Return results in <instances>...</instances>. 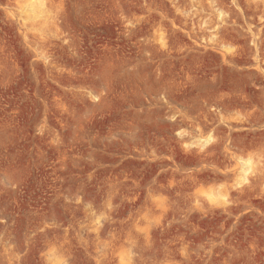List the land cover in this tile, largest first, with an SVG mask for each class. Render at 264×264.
<instances>
[{
	"label": "rangeland",
	"instance_id": "1",
	"mask_svg": "<svg viewBox=\"0 0 264 264\" xmlns=\"http://www.w3.org/2000/svg\"><path fill=\"white\" fill-rule=\"evenodd\" d=\"M259 1L0 0V264H264Z\"/></svg>",
	"mask_w": 264,
	"mask_h": 264
},
{
	"label": "bare ground",
	"instance_id": "2",
	"mask_svg": "<svg viewBox=\"0 0 264 264\" xmlns=\"http://www.w3.org/2000/svg\"><path fill=\"white\" fill-rule=\"evenodd\" d=\"M30 1H31V0H30ZM260 1H261V0H260ZM260 1H259V2H260ZM192 2H193V1H192ZM257 2H258V0H257ZM32 3H33V2H32ZM34 3H35V2H34ZM43 4H44V3H43ZM43 4H41V5H43ZM29 6L31 7V11H32V12L29 11V13L31 12L32 14H35V15H33V16H35L34 18H38V19L41 21V22L38 21V23H43V22L45 23L46 19L48 18V16L46 15V13H45V15L47 16V18H46V17H43V16H45V15H41V16H39L38 13H37V15H36V12H37V10H38V8H39V7H37V4H31V5H29ZM45 6H46V5H45ZM40 7H41V6H40ZM27 9H28V8H27ZM44 9H45V8H44ZM29 10H30V8H29ZM38 12H40V10H39ZM41 12L44 13V11H41ZM26 13H27V11H26ZM29 13H27V14H29ZM31 13H30V14H31ZM27 14H26V15H27ZM24 16H25V15H24ZM30 16H31V15H29V17H30ZM33 16H32V17H33ZM50 18H52V17H50ZM24 19L27 20V16H26V18H24ZM30 19H32V18H30ZM48 19H49V18H48ZM33 20H34V19H33ZM50 20H51V19H50ZM23 21H24V20H23ZM48 21H49V20H48ZM36 23H37V22H36ZM46 23H47V22H46ZM23 25H26V24L24 23ZM31 25H32V24H30V26H31ZM32 26H33V25H32ZM25 27H26V26H25ZM27 27H29V26H27ZM34 30H37V29L34 28L33 31H34ZM26 32H27V31H26ZM34 32H35V31H34ZM37 32L40 33L39 31H37ZM33 34H34V33H33ZM36 34H37V33H36ZM36 34H34L33 37H38V36H37L38 34H37V35H36ZM32 39H33V38H32ZM216 136H217V135H216ZM206 142L209 143V142H208V138H207ZM200 143H202V141H201ZM200 143H199V145L201 146ZM221 143H222V142H221ZM204 144H205V143H204ZM202 146H203V145H202ZM204 147H205V146H204ZM248 159H249V158H248ZM249 160H250V159H249ZM249 160H246V161H245V162H246L245 164L248 165V164L250 163ZM250 169H251V168H250ZM248 180H249V179H248ZM226 188H227V187H226ZM238 190H239V189H238ZM211 192H212V191H211ZM211 192H210V193H207V192H206V194H207L206 197L208 198V202H209V200H211V201L213 202L214 199H215V196H216V195H213L214 193L212 194ZM203 193H204V192H203ZM194 197H195V196H194ZM216 197H217V196H216ZM216 199H217V198H216ZM222 199H223V198H222ZM225 199H226V198H225ZM215 201H216V200H215ZM221 201H222V200H221ZM196 202H197V201H196ZM222 202H223V201H222ZM216 203H217V202H216ZM220 203H221V202H220Z\"/></svg>",
	"mask_w": 264,
	"mask_h": 264
}]
</instances>
